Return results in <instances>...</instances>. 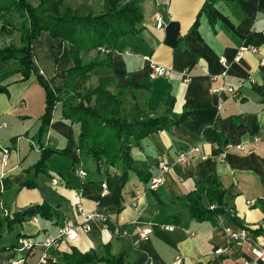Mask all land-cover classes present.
Wrapping results in <instances>:
<instances>
[{
  "label": "crops",
  "instance_id": "obj_1",
  "mask_svg": "<svg viewBox=\"0 0 264 264\" xmlns=\"http://www.w3.org/2000/svg\"><path fill=\"white\" fill-rule=\"evenodd\" d=\"M40 1L29 0L34 6ZM61 1L84 14L102 13L106 3ZM139 1L144 17L140 34L123 38L112 67L97 68L84 83L87 88L107 83L111 91L131 87L128 104L146 101L152 115L177 116V124L133 148L130 171L110 168L107 175H97L92 160L80 158V126L64 118L63 103L51 109L48 132L38 140L45 90L36 75L24 80L19 61H0V264H38L43 255L48 264H116L119 257L121 264H174L177 259L181 264H243L254 259L250 243L264 234L252 233L249 244L228 245L218 223L197 221L186 207L200 184L215 179L224 191L225 208L235 213V218L225 213V224L264 230V0L218 2L215 24L204 14L197 26L207 0ZM157 13L164 21L161 28ZM23 22L15 11L0 13V49L23 47ZM242 45L257 52L236 63ZM81 56L88 63L97 51ZM147 57L172 70L171 77L152 79ZM33 58L39 75L62 91L66 72L74 67L68 45L42 32L33 42ZM195 147L201 152H192ZM48 148L69 154H52L48 169L38 171L41 153ZM5 150L8 163L3 166ZM187 153L188 160L181 162L179 157ZM160 158L172 167L170 172L160 169ZM80 163L85 178L76 172ZM161 176L164 184L149 190L152 179ZM202 203L211 206L205 192ZM42 204L58 217L20 221V214ZM87 213L96 215L89 233L78 229L77 238L61 240L58 249L20 250L23 238L44 242L66 225L80 228ZM137 226L152 227L148 242L140 240ZM224 247L229 251L217 256ZM90 253L95 260L85 263L82 256Z\"/></svg>",
  "mask_w": 264,
  "mask_h": 264
},
{
  "label": "trees",
  "instance_id": "obj_2",
  "mask_svg": "<svg viewBox=\"0 0 264 264\" xmlns=\"http://www.w3.org/2000/svg\"><path fill=\"white\" fill-rule=\"evenodd\" d=\"M235 0H207L196 22L206 15L211 24H215L213 7L218 2ZM122 0H106L104 12L79 13L63 7L61 0H41L38 6L29 0H0L2 11H15L24 20L22 48L0 49V61L8 63L19 61L24 80L36 75L39 85L46 93V110L41 118V126L36 138L42 140L48 132L51 109L63 103V116L73 124L80 126L77 150L82 160H92L97 175L108 174L110 168L124 172L133 169L132 150L151 134L169 129L179 122L177 116L152 115L146 101L135 100L128 104L126 94L131 87L109 90L107 83H101L94 89L83 90L90 73L97 68L112 67L111 59L120 42L126 36H138L143 23V11L139 0H130L121 5ZM42 32H48L54 39H62L68 45L74 67L69 69L67 81L60 91L39 75L34 64L33 42ZM97 51V57L86 63L83 51ZM103 55L105 57H103ZM76 103H73V102ZM52 154L68 155L65 150L44 149L36 168L48 169L47 160ZM27 186H33L27 183ZM215 179L200 184L198 189L188 196L187 210L191 218L197 221H212L217 224V216L225 213L224 191ZM207 193L215 209L204 206L202 194ZM27 216H40L45 220H54L56 210L47 204L36 205L20 214V221ZM238 225H242L235 220ZM255 236L264 234V230L252 231ZM84 262L95 260L94 254L82 256ZM122 257L116 258L121 264Z\"/></svg>",
  "mask_w": 264,
  "mask_h": 264
},
{
  "label": "built area",
  "instance_id": "obj_3",
  "mask_svg": "<svg viewBox=\"0 0 264 264\" xmlns=\"http://www.w3.org/2000/svg\"><path fill=\"white\" fill-rule=\"evenodd\" d=\"M155 20L157 21V27L161 28L162 25H164V21L163 18L160 14H156L155 15ZM257 49L254 47H249L246 45H242L239 50H238V54L235 58V62L239 63L243 56L247 53H256ZM150 63H151V68H152V72H151V78L155 79V78H170L172 75V70L160 66L158 65L156 62H154L150 57L146 58ZM222 62H225V59H222ZM184 75H186V73H184ZM225 75V73L223 74ZM188 76V75H186ZM186 82L189 81V77H187L185 79ZM228 91L230 93H233L235 91L234 88H229ZM238 148H242L241 146ZM192 152H201L199 147H195ZM191 153V152H190ZM190 153L187 154H183L179 157L181 162H186L188 160V156ZM2 163L3 166H6L8 163V151H3V159H2ZM159 167L160 169L163 171V173H168L172 170V167L163 159L160 158L159 159ZM77 174L81 177V178H85L87 176L86 171L84 170L82 164L80 163V167L77 168L76 170ZM53 184L56 185L57 181L54 180ZM164 184V179L163 176L161 177H157L152 179V181L150 182L149 185V190H156L158 187H160L161 185ZM103 188V193L102 196H105L107 193V185L103 184L102 185ZM210 209H215V205H211ZM82 211V209H80ZM225 213H229L231 217L235 218V213L231 210H227L225 209ZM224 214H220L217 216V223L220 226V228L222 229L226 239H227V244L228 245H234V244H244V243H250L249 239L251 237L252 234V230H250L248 227L246 226H233V225H226L225 224V219H224ZM85 219H84V223L81 225V227H74V226H70V225H66L65 227H63L62 229H60L58 231L57 236L53 237V238H47L44 242H35L31 239H21L19 242L20 245V250L23 252L26 251H31L32 249H34L37 246H43L46 249L49 248H55L58 249L59 247V242L63 239H67L69 241H74L77 236H78V229H81L84 233H89L92 230V222L93 220L96 218V215L94 213H87L86 215H84ZM135 224L137 223L136 221L134 222ZM174 227H170L169 230H173ZM137 233L140 237V240L143 242H148L153 234V229L152 227L146 226V227H138L137 226ZM127 234L125 233V236ZM251 246V251L254 255V259L253 260H244L243 264H264V235L258 237L257 242L254 243H250ZM229 251V249L227 247L224 248H219L216 251V255L220 256V255H224ZM23 261V260H22ZM22 261L16 264H22ZM49 260H48V256L47 255H43V257L40 259L38 264H48ZM182 260L181 259H177V261L174 264H181Z\"/></svg>",
  "mask_w": 264,
  "mask_h": 264
},
{
  "label": "rangeland",
  "instance_id": "obj_4",
  "mask_svg": "<svg viewBox=\"0 0 264 264\" xmlns=\"http://www.w3.org/2000/svg\"><path fill=\"white\" fill-rule=\"evenodd\" d=\"M89 86V85H88ZM92 86V87H91ZM96 88L94 85H90L89 88H87V85L82 87L83 90H87V89H94Z\"/></svg>",
  "mask_w": 264,
  "mask_h": 264
}]
</instances>
